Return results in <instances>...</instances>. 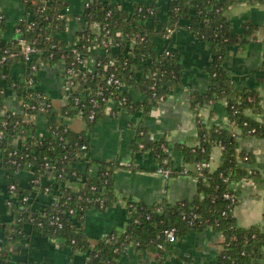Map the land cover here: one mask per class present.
Returning <instances> with one entry per match:
<instances>
[{
  "label": "trees",
  "instance_id": "obj_1",
  "mask_svg": "<svg viewBox=\"0 0 264 264\" xmlns=\"http://www.w3.org/2000/svg\"><path fill=\"white\" fill-rule=\"evenodd\" d=\"M21 1L28 17L17 24L18 32L39 50L27 58L19 38L4 39L6 21L0 19L1 166L6 170L8 188L15 185L9 191L11 218L3 224L0 264H13L11 245L27 236L28 224L59 246L85 253L86 264H122L131 245L155 251L164 259L172 244L166 230L173 228L180 237L209 226L223 234L218 264H249L262 257L264 231L257 225L238 224L234 215L238 197L233 184L247 176L260 177L256 169L242 164L254 162V154L240 150L238 138L264 136V123L249 113L264 108L257 90L235 86L227 66L230 49L245 48L256 37L259 26L246 22L242 31L233 29L227 11L234 0H166L164 14L160 0L138 1L129 9L109 0H88L79 15L84 26L70 42L65 33L73 15L67 10L71 0ZM168 27L175 31L189 28L210 47L213 59L204 68L211 76L210 83L203 91L193 90L190 103L197 108L225 99L230 126H208L198 118V143L174 144L183 155V163L176 165L166 137L148 140L146 128L138 125L133 151L149 150L158 167L169 168L171 176L194 172L198 191L191 199L173 203L162 200L147 204L130 198L125 230L109 233L92 244L84 227L86 213L91 208L106 210L118 201L114 170L123 164L118 160L101 161L96 173H83L76 165L84 161L90 165L94 160L82 146L90 147L89 132L107 114L109 100H121L114 114L121 110L145 114L182 83L181 65L171 46L173 34L168 36ZM93 46L102 50L94 52ZM92 56L98 64L89 71ZM19 62L25 70L17 78L12 68ZM58 63L62 64L60 71L76 83L59 107L39 86L42 66ZM34 64L36 69L32 68ZM112 73L118 82L109 81ZM122 85L145 93V98L135 101ZM9 92L24 102L22 110L7 105ZM75 116L85 121L86 129L75 130L65 122L66 117ZM40 117L45 119L43 129L39 127ZM215 146L221 148V159L211 169ZM23 170L32 173L28 185L21 183L19 172ZM73 183H79V188ZM40 191H47L51 200L37 209L30 196Z\"/></svg>",
  "mask_w": 264,
  "mask_h": 264
},
{
  "label": "crops",
  "instance_id": "obj_2",
  "mask_svg": "<svg viewBox=\"0 0 264 264\" xmlns=\"http://www.w3.org/2000/svg\"><path fill=\"white\" fill-rule=\"evenodd\" d=\"M126 8H131L135 2L151 0H109ZM86 0H71L66 39L70 42L78 30L84 26L79 17L85 7ZM161 13L164 14L166 0H160ZM0 12L4 14L6 30L4 39L11 40L17 36L16 26L26 16V10L21 0H0ZM235 31H242L246 22L258 25L256 37L245 48L232 47L227 61L228 68L233 73L235 86L238 89L250 88L261 95L264 108V0H234L227 11ZM172 48L178 54L183 75L182 83L175 87L169 95L157 103L145 114L130 113L121 110L118 114H106L96 127L89 132L90 147L88 156L94 160L90 165L84 161L76 166L83 172L96 173L101 161L118 160L120 166L114 170V179L118 201L106 210L88 209L84 221L86 232L91 237L92 244L109 233H121L125 230L128 215L127 201L131 198L147 204L166 200L169 203L181 199H191L198 191V177L194 172L171 176L167 180L158 171V162L153 154L147 151H133L132 144L136 135V127L146 128L145 137L148 140L166 137L170 143L171 158L174 164L183 163L182 152L174 145L198 143L197 121L201 118L208 126L218 124L230 126L227 102L220 99L193 108L190 103V93L193 90H205L211 76L204 71L213 59L210 47L202 41L194 31L186 27L178 28L172 37ZM25 70L22 62L16 63L12 74L20 78ZM40 87L47 91L57 107L65 103L63 94L64 78L59 65H45L39 71ZM129 89L135 101L143 100L145 93L133 88ZM7 105L14 110L21 107L9 92ZM251 113L264 123V110ZM44 117L39 119V127L44 128ZM67 122L75 130L86 129V123L80 116L66 117ZM239 149L248 150L254 154V162H243L250 169H256L260 177L247 176L234 182L238 202L234 215L242 227L259 226L264 231V136H239ZM221 148L212 149L209 163L215 169L221 159ZM0 151V244L4 239V222L11 218L8 209L10 192L6 170L1 166ZM192 170L194 166L189 165ZM32 173L28 170L19 172L21 183L28 185ZM79 188V183H73ZM31 201L35 208L42 209L51 200L47 191L32 193ZM27 236L11 245L10 256L13 264H86V254L74 253L70 247H61L44 233L26 225ZM223 234L212 226L202 231H191L177 237L171 244L170 253L161 257L152 250L142 251L131 245L125 252L122 264H218V256L223 248ZM249 264H264L262 257Z\"/></svg>",
  "mask_w": 264,
  "mask_h": 264
},
{
  "label": "built area",
  "instance_id": "obj_3",
  "mask_svg": "<svg viewBox=\"0 0 264 264\" xmlns=\"http://www.w3.org/2000/svg\"><path fill=\"white\" fill-rule=\"evenodd\" d=\"M88 0H86V2H85V6L88 4ZM23 3V2H22ZM23 5H24V3H23ZM24 7H25V5H24ZM26 10V9H25ZM67 10H69V12H70V6L67 8ZM26 17H28V12L26 11V16L24 17V18H26ZM80 17V16H79ZM2 18H5L4 17V14L1 12V14H0V19H2ZM23 18V19H24ZM71 18V17H70ZM70 18H69V20H70ZM81 18V17H80ZM82 19V18H81ZM22 20V19H21ZM20 22V21H19ZM18 22V23H19ZM174 32H175V28H173V27H168V36H170L171 34H174ZM16 33H17V38H19V42H20V44H21V46H22V48H23V52L25 53V55H26V57L27 58H30L35 52H37L39 49L38 48H36L35 46H33V44L31 43V42H29L26 38H24V37H22L20 34H19V32H18V28H17V26H16ZM16 37H14V38H16ZM14 38H12V39H14ZM75 38H77V34H76V36H75ZM100 50H102V49H98L96 46H93V51L95 52V51H100ZM168 53L170 52L169 50L167 51ZM98 64V62H97V60H96V58L94 57V56H92V57H90L89 58V60H88V67H90L89 68V71H92L95 67H96V65ZM56 65H59L60 66V68H61V63H58V64H56ZM32 68L33 69H36V65L34 64L33 66H32ZM42 68H43V66H42ZM61 70V69H60ZM61 74H62V76H63V78H64V84H63V94H64V97L67 99V97H68V94H69V92L71 91V90H73L75 87H76V83H75V81L73 80V79H69V78H67L65 75H64V73H62L61 72ZM109 81H112V80H114V81H116V82H118L119 81V79L114 75V73H112L110 76H109ZM30 82H32V78L30 79ZM121 87H123V89H125V88H128V87H126V86H124V85H122ZM13 96H14V92H13ZM14 99L17 101V104H19L20 105V107H21V109L20 110H22V107H23V105H24V102L22 101H19V100H17L15 97H14ZM121 103V100H109V102H108V106H107V108H106V112H107V114H114L115 112H116V109L119 107V104ZM253 131L255 130V128H253L252 129ZM83 149L86 151V153H88L89 152V147H88V145L87 144H84L83 146ZM246 158H247V156H246ZM158 171L161 173V174H163V176L165 177V179L167 180L168 178H170L171 177V175H170V169L169 168H166V167H158ZM15 187V185L14 184H11L10 185V187H9V191H12V189ZM71 212H73V209H71ZM58 224L61 226L62 225V222H58ZM166 236H167V239L168 240H170V241H175L176 239H177V236H176V234H175V231H174V229L172 228V229H169V230H166Z\"/></svg>",
  "mask_w": 264,
  "mask_h": 264
}]
</instances>
